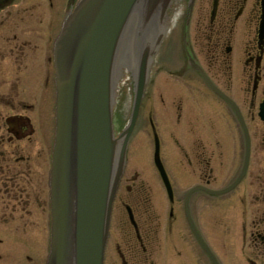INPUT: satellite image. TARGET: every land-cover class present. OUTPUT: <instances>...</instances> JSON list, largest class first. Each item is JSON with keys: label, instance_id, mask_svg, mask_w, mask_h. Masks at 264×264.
Listing matches in <instances>:
<instances>
[{"label": "flooded vegetation", "instance_id": "1", "mask_svg": "<svg viewBox=\"0 0 264 264\" xmlns=\"http://www.w3.org/2000/svg\"><path fill=\"white\" fill-rule=\"evenodd\" d=\"M172 6L173 3L168 12V31L150 73L166 74L171 79L180 74L183 87L216 97V140L212 147L197 141L199 150L175 140L184 159V165L178 166V177L187 185L179 215L174 204L182 185L174 179L172 164L161 155L160 134L165 136L166 128L149 118L154 144L151 163L156 175L149 179L145 169H129L126 163L112 206L104 264H157L163 243L170 256L169 264L209 262L190 230L185 197L197 185L221 189L236 180L246 158L247 139L245 173L230 191H236L243 182L248 186L233 200L243 215L240 229L225 217L216 221V228L225 239L232 236L242 241L244 264H264V119L259 115L264 105V33H259L262 0H194L182 36L179 31L187 4L176 2ZM58 16L59 7L53 0H0V264L45 263L42 248L49 222L48 171L55 120L53 45L61 28ZM173 26L176 40L170 41L167 38L169 33L174 34ZM188 55L219 92L212 91L189 63ZM192 74L193 83L188 79ZM159 94L164 103V95ZM183 110V103L177 99L175 122L182 121ZM209 113L214 115L213 111ZM231 153L234 161L237 157L241 163L240 169L225 186H211L214 163L223 169ZM257 158L263 161L253 168V159ZM191 175L198 177L193 183L188 181ZM158 180L168 201L166 217L164 200L159 202L162 210L154 200ZM200 193L206 194L199 189L187 199L191 221L204 237L203 225L193 208L199 205L194 198ZM223 246L226 248L224 241ZM214 253L219 264H225L217 250Z\"/></svg>", "mask_w": 264, "mask_h": 264}, {"label": "water", "instance_id": "2", "mask_svg": "<svg viewBox=\"0 0 264 264\" xmlns=\"http://www.w3.org/2000/svg\"><path fill=\"white\" fill-rule=\"evenodd\" d=\"M174 1L77 0L62 22L53 49L55 130L48 177L50 243L46 264H103L112 203L124 171L128 141ZM193 1L189 0V13ZM135 11L141 18L132 25L134 44L139 47L134 95L129 119L116 136L112 125V75ZM259 33H264V0ZM189 62L219 92L190 56ZM259 115L264 119V105ZM246 143L242 171L231 185L220 190L196 186L186 195L190 228L212 264L218 262L190 219L187 198L197 189L215 195L231 190L245 173L248 139ZM156 165L167 185L158 158ZM167 189L170 195L169 185Z\"/></svg>", "mask_w": 264, "mask_h": 264}, {"label": "rangeland", "instance_id": "3", "mask_svg": "<svg viewBox=\"0 0 264 264\" xmlns=\"http://www.w3.org/2000/svg\"><path fill=\"white\" fill-rule=\"evenodd\" d=\"M53 2L55 6L59 7L58 17L60 18V22L62 24L65 16L72 8V3L75 1L53 0ZM34 8L37 10V7ZM44 12V15H46L47 10ZM11 13L14 14V11H11ZM38 16L40 15L38 14ZM191 26H193L192 23ZM174 27L175 26L172 28L174 34L172 35L169 33V37L167 38L170 41L176 40V29ZM169 61H171V58L168 59V64ZM154 75L155 74L150 75L148 84L146 86L139 116L128 144L129 148H127L126 163L128 162L127 167L129 169H134L135 167L140 171L145 169L146 171L143 170V172L147 174L146 177L149 179L152 178V175L155 176V171H153L154 167H152L151 163L154 147L153 135L150 131L148 120L150 117H152L157 125L165 127V131L167 132L166 135L162 137L160 134V140L162 143L161 155L162 158L165 159L170 165L172 164V174L173 176L175 175L174 179L180 185H182L179 189H177L178 191L176 192L175 198L176 201H178L174 204L178 214L181 215V201L183 199V194L185 193L184 190L187 185L186 182L184 183L182 180H179L178 177V174H180L178 171L180 168H178V166L181 167L184 165L182 161L184 159L181 149L176 146L177 142L175 140H178L180 144L185 146H188V144L191 145L192 149L194 147V150L198 149L197 141L204 143L206 146L212 147V144H214L216 140V97L211 93H209V97L206 95H204L206 96L204 97L201 94L194 92L195 90H192L190 87H183V80L180 74L177 77H172L173 79H171V76L168 77L166 74ZM188 76L190 81L195 78L193 74ZM112 81V125L114 132L117 134L125 126L130 116L134 95L135 76L131 70L119 68V64L116 61L114 65ZM185 88L187 91H185ZM182 89L184 91H182ZM159 93L164 95V103H162ZM177 99H180L184 105V110L182 111V121L178 123L175 122L174 113V106L176 105ZM212 111L214 112V115L209 113ZM162 129L163 128H161V131H163ZM168 130L172 131L174 137L170 135ZM235 158L236 161H234L233 153L227 156L224 160L223 169L221 166H218V164L216 165V163H214L213 176L215 179L210 183L211 186L217 188L221 186L223 187L232 179L233 175H235L241 167V163L239 164V160L237 157ZM260 161L262 162L263 159H253V168L257 167V162L260 163ZM214 162H216V159ZM238 165H240V167ZM151 168L152 171H150ZM197 178L198 177L196 175L195 177L191 175L188 181L193 183L195 181L192 180ZM161 184L162 183H160L158 180V184H156L158 186L154 189V200L157 201L156 205L159 204L158 207L160 210H162V208L161 203L159 202L161 199L164 200L166 205V213H164V217H166L168 214V201L164 188ZM246 188H248V186L246 182H243L240 187L236 189V191L229 192L228 194L222 195L219 198L217 196L211 197L202 193L196 195L194 198V203L199 201V205L194 204L193 208L196 217L199 215V221H201L200 225H203V235L213 250L215 252L217 250L218 255L225 264H244L241 249L242 241L238 238L234 239L232 236L230 239H225V236L218 233L216 221L219 219L223 220L225 217L226 219L228 218V223L230 225H233V223L235 225L237 223L236 229H240V223L243 219V215L240 213L238 207L234 206L233 200L237 194L245 191ZM46 227V233L44 234V248H42L45 255L44 264L47 262L49 251V222ZM165 232L166 230L164 229L163 233ZM217 238L219 239L217 240ZM223 241L225 242L226 248H224V246L223 248L221 247ZM216 243H218V245H216ZM159 250L160 251H158L157 255V264H169L170 256H168L164 250V243L160 246ZM204 263L208 264L206 260Z\"/></svg>", "mask_w": 264, "mask_h": 264}, {"label": "bare ground", "instance_id": "4", "mask_svg": "<svg viewBox=\"0 0 264 264\" xmlns=\"http://www.w3.org/2000/svg\"><path fill=\"white\" fill-rule=\"evenodd\" d=\"M182 3V4H188L189 0H175L173 3L172 8L174 7L175 3ZM140 14H137L135 11L130 19H129V28L126 32V35L124 37L123 44L118 52V64L119 68L125 70H133V75H135V69H136V56L139 54V47H137L134 43V35L132 34V25H137L140 20ZM133 35V36H132Z\"/></svg>", "mask_w": 264, "mask_h": 264}]
</instances>
